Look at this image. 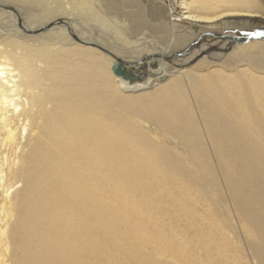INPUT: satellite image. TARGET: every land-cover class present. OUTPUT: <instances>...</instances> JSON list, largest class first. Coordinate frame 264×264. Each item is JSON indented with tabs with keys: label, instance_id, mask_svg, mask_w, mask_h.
Masks as SVG:
<instances>
[{
	"label": "bare ground",
	"instance_id": "6f19581e",
	"mask_svg": "<svg viewBox=\"0 0 264 264\" xmlns=\"http://www.w3.org/2000/svg\"><path fill=\"white\" fill-rule=\"evenodd\" d=\"M147 1L0 0V264H236L192 205L194 178L134 123L154 118L197 152L198 121L212 154L238 169L240 152L211 106L237 112L264 140V37L232 40L213 28L262 5L180 0L173 17L172 4L165 12ZM165 14L191 24L151 22ZM209 33L250 66L196 71L205 55L187 65L206 49L184 53ZM180 41L187 51L170 49ZM116 58L132 64V80L114 74ZM183 105L196 116L192 135Z\"/></svg>",
	"mask_w": 264,
	"mask_h": 264
},
{
	"label": "rangeland",
	"instance_id": "374dc122",
	"mask_svg": "<svg viewBox=\"0 0 264 264\" xmlns=\"http://www.w3.org/2000/svg\"><path fill=\"white\" fill-rule=\"evenodd\" d=\"M135 1L142 7H146L148 2L147 0ZM159 1L160 6H162L165 12L166 5L172 4L173 17L182 8L180 0ZM258 1L262 5V13H259L255 17H223L217 21L219 24L214 26L213 34L216 33L221 38L228 36L233 40L238 34H246L255 27L264 25V0ZM209 11L213 12V9ZM173 17L170 16L169 19L165 14L162 19L150 21L166 25L170 22L183 27L191 24L187 20H171ZM169 34L170 32L165 33V43L168 42ZM211 36L212 34L209 33L199 38L196 42L197 44H195L196 46H193L189 50L185 44H181L182 41L178 44L170 42V49L181 48L180 50H182L186 48L185 51H188L184 54L189 55L201 48H205L206 52L195 56L187 63V65H193L191 62L205 55L204 63L194 64L196 71L197 69L198 71L205 70L214 65L224 67L226 70H236L250 66L245 60L238 62V57L232 54L227 56L224 54L231 49L230 44L219 50L216 49L215 42L213 43L212 41L211 43L210 41ZM136 37L137 35H131V39H135ZM214 51L219 52V54H212ZM205 97L207 98V95ZM151 103L149 97L147 100H144V104L146 105H151ZM211 107L216 112V115H220L224 123L223 125L228 129L226 133L233 138L235 150L240 152L238 169L235 168L228 171L227 161H221L215 153L212 154L209 144L206 143L203 137L205 132H201L202 130L198 125V121H195L197 126L195 132L200 136L201 143L197 152L188 151L175 136L165 134L166 129L156 123L154 118H151L149 121L137 119L134 125L161 145L158 148L162 157L167 155L170 157V160L175 162L173 164H176L175 166H177V169L181 173H184L187 178H194L193 182H189L192 186V193L196 191L193 193L194 197L192 196L193 198L191 199L192 205L198 212L204 215L201 222L204 228L209 230L212 235H216L215 237L221 239L222 244L227 245L230 255L236 260V264H264V140L260 141V138L253 132L242 129L243 122L240 120L237 112L225 115L221 108ZM137 108L138 111H145L142 106ZM180 112L184 119V126L189 130L190 124L188 119L190 117L193 119L196 116L185 105H183ZM147 127H152L153 130ZM155 130L157 133H155ZM187 134L192 135L190 130ZM240 164L243 166L242 168ZM234 186L242 192L241 196H238L233 191ZM162 204L164 205V203ZM185 222L186 217L183 215L175 222V227H184ZM243 223L245 228L241 227ZM148 252L151 253V249ZM162 262L167 263V261Z\"/></svg>",
	"mask_w": 264,
	"mask_h": 264
},
{
	"label": "water",
	"instance_id": "95a60500",
	"mask_svg": "<svg viewBox=\"0 0 264 264\" xmlns=\"http://www.w3.org/2000/svg\"><path fill=\"white\" fill-rule=\"evenodd\" d=\"M234 37V36H233ZM264 37V25L255 27L250 33L246 34L242 40L247 41L250 38H263ZM132 64L129 62H125L122 59L116 58V62H114L111 66L114 74L121 76L125 79L132 80V75L129 73V68H131Z\"/></svg>",
	"mask_w": 264,
	"mask_h": 264
}]
</instances>
